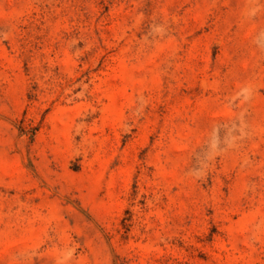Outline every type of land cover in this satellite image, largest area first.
Instances as JSON below:
<instances>
[{"label":"rangeland","instance_id":"374dc122","mask_svg":"<svg viewBox=\"0 0 264 264\" xmlns=\"http://www.w3.org/2000/svg\"><path fill=\"white\" fill-rule=\"evenodd\" d=\"M0 264H264V0H0Z\"/></svg>","mask_w":264,"mask_h":264}]
</instances>
